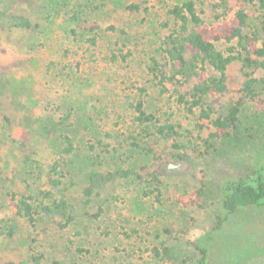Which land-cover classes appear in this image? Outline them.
<instances>
[{
    "label": "rangeland",
    "instance_id": "1",
    "mask_svg": "<svg viewBox=\"0 0 264 264\" xmlns=\"http://www.w3.org/2000/svg\"><path fill=\"white\" fill-rule=\"evenodd\" d=\"M182 1L18 0L8 11L0 6V264H37L34 256L41 257L40 264H162L153 253L156 245L184 249L220 225L224 184L264 156V113L255 116L251 105L246 111V123L255 127L251 142L209 146V121L199 117L200 109L188 111L172 85L161 91L148 64L152 56L163 59L161 44L174 27L168 10ZM74 10L100 26L96 45L84 35L70 34L68 17ZM15 16L28 18L31 26H16ZM111 25L117 30H109ZM228 45L218 43L222 50ZM227 74L229 91L208 100L215 109L241 95L242 63L234 60ZM140 87L147 89V111L160 124H175L174 139L154 134V127L148 129L151 135L142 131L131 107L140 98ZM68 111L72 117L67 124L84 121L86 129L79 135L96 145L94 157L102 166L95 170L107 180L101 179L106 182L100 187L92 183L88 204L81 194L87 181L70 186L79 210L73 222L64 225L60 216L43 215L29 222L16 215L9 200L13 193L34 196L36 190L50 188L47 167L59 134L44 128V119L48 115L60 122ZM24 132L28 139L20 151L12 138ZM129 133L153 151L134 153L126 140ZM158 168L161 203L143 195L146 181L139 184L124 174ZM180 199L193 201L183 205ZM12 223L17 231L10 235ZM208 264H264L263 205L239 210L223 222Z\"/></svg>",
    "mask_w": 264,
    "mask_h": 264
},
{
    "label": "trees",
    "instance_id": "2",
    "mask_svg": "<svg viewBox=\"0 0 264 264\" xmlns=\"http://www.w3.org/2000/svg\"><path fill=\"white\" fill-rule=\"evenodd\" d=\"M17 2L18 0H0V6L8 11ZM129 7L139 9L140 5L131 4ZM168 13L174 20V27L161 44L163 59L157 56L150 58L149 73L161 91H167L168 85H172L178 102L188 111L200 109L199 117L209 121L210 133L206 139L209 146L219 141L228 148L251 142L255 139L251 133L255 127L246 123V111L251 105L255 116L259 117L264 113V0H183L170 7ZM15 18L16 26H31L28 18ZM68 22L69 32L74 38L84 35L89 44L98 43L100 26L82 11L74 10L69 15ZM108 29L117 30L113 25ZM220 42L229 45L222 50L218 47ZM234 60L242 63L245 77L239 89L241 95L221 103L215 109L208 100L229 91L227 71ZM208 67L212 69L210 74L207 72ZM139 94L140 98L131 107L136 113L137 123L143 126L142 131L151 135L148 129L154 127V134L166 140L174 139L178 133L175 124H160L159 118L147 111L144 101L146 87H140ZM71 117L72 112L68 111L60 122L49 120L48 115L44 119L47 126L44 128L59 134L54 145L55 158L47 167L50 188L38 189L34 196L13 193L9 200L16 215L25 217L29 222H35L37 215L60 216L64 225L73 222L79 210L70 195V186L76 185L79 180L87 181L88 185L82 189L81 194L88 204L94 191L92 183L100 187L107 180L104 174L95 170L97 165H101L94 157L96 145L87 143L79 135L86 129L84 121L79 118L67 124ZM44 128L41 127L40 131L45 133ZM247 131L248 135L245 134ZM27 139V132L20 138L13 136L12 145L23 151ZM126 140L129 141V149L134 153L138 149L148 153L153 151L150 146H144L147 148L144 149L134 133H129ZM107 151L110 153V150ZM29 160L26 155L24 162ZM124 174L127 178L141 181L139 184L146 181L143 195H153L157 202H162L161 169H152L143 174L126 170ZM202 193L200 189L199 194ZM192 201L179 200L183 205H189ZM262 205L264 206V156L255 167L238 177L228 179L224 184L221 201L223 215L220 216L222 220L216 230L204 232L194 241L188 242L190 247L184 249L162 242L153 248V253L162 260V264H208L216 231L222 229L223 222L239 210ZM84 214H88L87 211ZM16 231V223H12L9 234L13 235ZM78 250L83 251L82 248ZM40 258L32 257L37 264H40ZM7 264L28 262L10 261Z\"/></svg>",
    "mask_w": 264,
    "mask_h": 264
}]
</instances>
